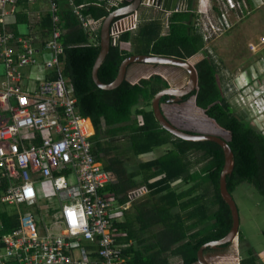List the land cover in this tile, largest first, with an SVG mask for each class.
Returning a JSON list of instances; mask_svg holds the SVG:
<instances>
[{
	"label": "trees",
	"instance_id": "16d2710c",
	"mask_svg": "<svg viewBox=\"0 0 264 264\" xmlns=\"http://www.w3.org/2000/svg\"><path fill=\"white\" fill-rule=\"evenodd\" d=\"M133 1H123L118 8H111L109 0L100 4L89 0H74V5L60 3L61 43L65 48L63 73L77 99L78 111L95 125L96 133L90 138L93 153L103 163L104 169L113 175L103 194L116 207L131 203L130 207L122 209V216L115 219L113 227L117 242L124 246L125 255L131 257L128 264H172L174 259H180L182 264H197L201 247L224 239L234 225L230 206L221 194L225 163L223 149L216 142L181 140L160 126L151 109L152 101L158 93L171 87L161 75L143 79L137 84L125 80L114 90L98 87L92 72L101 50V32L92 42L88 29H84L74 12L75 5L85 4L82 10L85 16L103 21ZM180 1L186 10L169 16L167 33L162 18L140 25L134 52H124L121 45L113 46L99 68V78L104 84L114 82L121 63L134 54L189 59L205 52V57L196 62L199 78L197 106L205 110L220 128L208 119L200 128L198 120L191 115L187 119L178 115L177 121L183 123L180 127L166 114L167 107L173 113L177 112L175 109L181 112L186 107V110L201 114L198 109L186 106L192 96L183 99L184 105L177 106L168 105V97H164L161 100L164 113L175 126L187 132L215 133L230 141L237 157L234 173L228 178L231 194L236 186L248 183L264 198L263 129L253 124L247 112L236 113L227 100L221 65L197 26L199 14L195 10V0ZM63 3L67 5L62 9ZM39 4L45 3L18 1L15 10L6 16V24L0 23V31L6 29L15 36L29 38L20 34L19 26L31 24L34 12L30 8ZM216 11L220 12L219 5ZM53 16L50 5L48 12L37 20L46 40L52 38L55 30ZM132 34H124L120 42H129ZM46 40L42 41V47ZM34 44L41 47L36 42ZM50 74L49 79H54L53 72ZM164 147L168 149L160 157L148 162L137 161L140 156ZM9 182V178L3 179L5 187L0 186V197L7 193ZM142 188L147 191L144 196H131ZM0 222V238L17 230L20 227L19 209L1 201ZM239 241L246 243L242 234ZM231 246L224 248L228 250ZM216 252L208 249L205 255ZM247 254L246 257L243 255L241 264H262L254 249L247 248Z\"/></svg>",
	"mask_w": 264,
	"mask_h": 264
},
{
	"label": "built area",
	"instance_id": "2783aa9c",
	"mask_svg": "<svg viewBox=\"0 0 264 264\" xmlns=\"http://www.w3.org/2000/svg\"><path fill=\"white\" fill-rule=\"evenodd\" d=\"M18 1L0 0V23L6 24V16L15 10ZM41 1L49 3L54 13L55 30L44 45L51 58L43 64L45 71L53 72L55 78L39 82L34 94L20 87L22 76L18 67L38 65L41 49L30 37L15 36L6 29L0 31V59L6 66L7 77L15 82L3 83L5 89L0 90V186L4 178L10 180L1 201L8 205L27 204L35 209L21 212L20 227L0 238V264H128L131 257L125 255L124 246L117 242L113 227L115 219L121 218L122 209L130 206L116 207L103 194L113 175L93 153L89 127L92 123L78 111L77 99L63 73L65 48L61 43L58 11L61 2L73 4L74 0H29L30 3ZM155 1L149 0L146 5L155 7ZM208 1L213 0H202L203 4ZM255 2L258 0L252 3L217 0L220 12L216 11L215 1L202 8L198 5L195 9L199 14L197 26L207 47L230 32L237 21L250 15ZM110 3L111 7H119L121 0ZM83 8L75 6L74 12L87 30L92 22L82 13ZM184 10L186 7L180 2L176 12ZM139 17L135 14L117 21L111 34L114 42L124 33L137 31ZM250 46L257 48L255 42ZM27 129L34 134L47 130L49 135L39 143H31L35 135L24 133ZM67 169L75 174L74 183L64 173ZM43 182L52 184L61 207L42 205L37 185ZM28 187L32 189L31 196L26 193ZM144 190L134 195L139 197ZM68 208L83 210L85 223L81 225L78 219L72 224L67 216ZM51 209L54 212L49 214ZM51 217L50 223H45V219Z\"/></svg>",
	"mask_w": 264,
	"mask_h": 264
},
{
	"label": "rangeland",
	"instance_id": "374dc122",
	"mask_svg": "<svg viewBox=\"0 0 264 264\" xmlns=\"http://www.w3.org/2000/svg\"><path fill=\"white\" fill-rule=\"evenodd\" d=\"M213 1H215L216 8V4H218L217 0ZM213 1H208L203 4L202 0H195V9H197L198 5L201 8L202 6H210V3H213ZM262 2H264V0H258V2H255V6H257V8L254 6L250 15L242 20L237 21L235 27L230 32L209 44V50L217 58L221 65L222 83L226 89L227 100L235 109L236 113L247 112L250 115V118L253 120V124H255L259 129H262V127L264 129V42L262 41V38L264 37V3ZM81 6L84 8L86 7L85 5ZM111 8L116 7L112 6ZM158 9L163 10L162 8ZM138 13L139 12L121 17L117 19L114 24L119 20H123ZM59 17L60 22L58 27L60 28L62 34L61 13L59 14ZM103 22L104 20L100 21L101 25ZM114 24L112 29L114 28ZM54 26L55 25L53 24V29ZM137 31L134 30L133 32L127 33H136ZM112 32L113 31L111 30V34ZM112 39L114 38L112 37ZM252 42H255L257 45L256 49L251 48L250 43ZM121 44L122 43L120 42V45ZM205 54L206 53L203 52L189 59L191 62L195 63L201 58V56H205ZM165 68L167 71L166 76L171 81L172 86L178 88L183 87L188 83V74L185 71H182V69L179 67L165 66ZM256 93H259V95ZM251 104H258V106L252 107ZM189 106L192 107L190 102L188 107ZM184 109L185 113L187 115L193 116L194 119H198V115H201L195 111L193 113L190 110H186V107ZM175 110L179 113V109ZM166 111V114L181 127L183 123L177 121L178 113L174 114L172 110L169 111L167 109ZM167 149L168 147L156 149L154 152H152V154L145 155L143 160L145 159L144 161H146L158 158L164 154ZM37 188L39 191L45 194L43 197L45 198L46 196V198H48L47 200H50V196L52 198L56 196L55 190L51 183H40L37 185ZM146 192L147 191L144 190V194ZM232 195L238 207L239 216L241 219L240 234L243 235L246 243L242 244L238 240L234 245L226 250L225 253L222 254L224 256H232L223 257L214 253L213 254L215 256H213L211 253L208 255V258L212 255L213 262H216L217 264L225 261H231L232 259L235 260L237 264H239L243 255L244 257L248 255L247 248H252L260 255V262L262 263L264 262V198L252 185L248 183H243L236 186L232 192ZM138 196L141 195L139 194ZM47 200H42V203L47 204ZM27 209L29 211L34 210L33 207H27Z\"/></svg>",
	"mask_w": 264,
	"mask_h": 264
},
{
	"label": "water",
	"instance_id": "95a60500",
	"mask_svg": "<svg viewBox=\"0 0 264 264\" xmlns=\"http://www.w3.org/2000/svg\"><path fill=\"white\" fill-rule=\"evenodd\" d=\"M132 1V0H128ZM149 0H134L133 3L129 6L122 7L115 12L111 13L109 17H107L103 24L101 30L102 42H101V50L99 56L96 60V65L93 67L92 77L95 80L98 87L103 90H114L118 88L125 80H127V74L129 71V67L135 63H148L162 66H176L185 71L189 76L188 83L183 87H173L161 91L158 93L154 100L152 101V111L154 113L155 119L160 124V126L170 133L171 135L188 142H216L218 143L224 152L225 163L223 166V172L221 175V194L225 202L230 206L232 211L234 225L232 231L226 236L224 239L214 241L211 243L202 246L198 252V264H213L207 260L205 252L208 249L213 250H222L224 247L228 245H234L240 239V226L241 219L239 216L238 207L234 201V198L231 194L228 184V178L232 177L234 170L237 165V157L236 152L232 146L230 141L226 140L224 137H221L215 133H191L187 132L177 126H175L171 120L168 119L166 114L164 113V104H162L161 100L164 97H168L167 104L168 105H179L183 103V99L192 96L191 100H189L192 107L198 109L203 117H206L212 124L220 128L218 124L211 118H209L206 114L205 110L200 109L197 105V93L199 91V78L198 72L196 68V62H191L190 59H183L175 56H163V55H145V54H134L128 58H126L120 65L119 73L117 78L111 84H104L99 78V68L102 63L106 60L108 54L111 51L113 46H119L120 40L114 42L111 36V30L114 22L121 18L125 17L129 14L139 12ZM180 0H156L154 3L155 7L162 8L169 14H173L176 12V7L180 3ZM128 81V80H127ZM187 104V103H186ZM189 103L187 104L188 107Z\"/></svg>",
	"mask_w": 264,
	"mask_h": 264
},
{
	"label": "crops",
	"instance_id": "0c3cea01",
	"mask_svg": "<svg viewBox=\"0 0 264 264\" xmlns=\"http://www.w3.org/2000/svg\"><path fill=\"white\" fill-rule=\"evenodd\" d=\"M105 1H108V0H89V2H92L93 4L95 3H102V2H105ZM123 1H127V0H121V2ZM110 2V0H109ZM67 5L66 3H63L62 5V9L63 7ZM85 5V4H83ZM50 8V5L45 3V4H39V5H35V6H31V10L34 12L33 14V21L31 22V24L29 25H20L19 26V32L20 34H26V36L30 37L33 39L34 43L36 42L38 45H41L42 41L43 40H46L47 37L44 36L43 32L39 29V24L37 23V20L40 19V16L41 14H44L46 12H48ZM18 9H19V6H18ZM139 16H140V25H144L145 22H151L157 18H162L165 20V25H166V28H165V32L167 33L169 31V16L172 15V14H167L166 11L164 10H160L156 7H151V6H144L140 11H139ZM88 19L92 22V26L90 28V30L88 29V32H89V35H90V38H92V42H95L97 40V34L99 32H101L102 30V25L100 23V21H96V20H93L90 16L88 17ZM140 30V29H139ZM139 30L136 32V33H133L132 34V38L129 42H123L121 44V47H122V50H124V52H134L135 50V42H136V36H137V33L139 32ZM49 40V39H48ZM46 40V41H48ZM210 46V45H209ZM208 46V47H209ZM41 49V53L39 55L40 57V62L38 65H35V66H26V67H18V72L21 74L22 76V81H21V85L20 87L22 88V90L24 92H29V93H32L34 94V92L36 91V89L38 88V85H39V82H41L42 80L44 79H49L50 76H52L50 73H47L44 69V64H43V61L51 58L50 57V53L44 49V47H39ZM203 52H200V53H197L196 55L198 54H201ZM194 55V56H196ZM193 57V56H192ZM202 59V56L201 58ZM200 59H198L197 61H199ZM196 61V62H197ZM166 68L165 66H162V65H155V64H148V63H136V64H133L129 67V71H128V74H127V80L128 82H130L131 84H137L139 83L141 80L143 79H148L154 75H161L163 76L166 80L169 81L170 85L172 86V83L171 81L169 80V78H167L166 76ZM7 69H6V66L4 65L3 61L0 59V90L1 89H5V87H3V83L4 84H14L15 82L7 77ZM54 75V74H53ZM66 78V77H65ZM174 87V86H173ZM3 89V90H4ZM15 100H14V104H15ZM169 107H167L168 109ZM90 120V122L92 123L91 119L88 118ZM90 130L92 132V135L96 133V128H95V125L90 124ZM31 133L33 134L32 136L35 135V137L32 138V140H30L31 143H39L41 141L42 138H44L45 136L49 135V132L47 130H41V131H36L35 134L32 133L31 130L27 129L25 130L24 133ZM26 144L28 145L29 142L26 141ZM152 154V153H150ZM146 155H149V154H146ZM145 155H142L138 158V160H140L141 162H148V161H151V160H154V159H150V160H146L144 161L143 158H144ZM143 160V161H142ZM1 171V170H0ZM2 172V171H1ZM0 172V174H1ZM64 173L69 176L70 180L72 183L75 182L76 180V176L75 174L72 172V169H67L64 171ZM112 180H113V176H112ZM70 182V183H71ZM4 186V185H3ZM5 187V186H4ZM142 189H145V188H142ZM140 189V190H142ZM146 190V189H145ZM146 194V193H145ZM145 194H142V195H145ZM43 194L41 191H40V197H41V203H42V200L44 201V199H48L43 197ZM131 196H134V193L131 195ZM50 200H47V204L48 205H51V206H59V201H58V198L55 196L54 198H52L50 196L49 198ZM0 202H1V197H0ZM46 202V201H45ZM47 204H43L42 205H47ZM11 208H16L17 210L19 209V215H21V212H24V213H27V212H32V211H35L34 210H28L29 205L27 204H23V205H20V206H17V205H10ZM128 206H131V203L128 204ZM23 207H25V209H23ZM61 207V205L59 206ZM39 212L40 211L37 209L36 212ZM54 212V209H51L48 213H53ZM52 217L51 218H46L45 219V223H49V220L51 221ZM40 221H44L42 220V218H39ZM258 254V253H257ZM215 256V255H213ZM213 256L211 255V257L207 259H209V261H213ZM219 256H223V257H229V256H232V255H227V256H224V255H219ZM259 258L261 259L260 255L258 254ZM243 258V257H242ZM259 259V260H260ZM182 264V261L180 259H174L172 261V264ZM219 264H237L235 262V260H231V261H225V262H221ZM241 264V260H240V263ZM262 264H264V262H262Z\"/></svg>",
	"mask_w": 264,
	"mask_h": 264
},
{
	"label": "clouds",
	"instance_id": "9594fccd",
	"mask_svg": "<svg viewBox=\"0 0 264 264\" xmlns=\"http://www.w3.org/2000/svg\"><path fill=\"white\" fill-rule=\"evenodd\" d=\"M26 193L28 196L33 194L31 187L27 188ZM66 211L67 216L72 224H76L78 219L81 225L85 223L83 210L77 211L75 208H68Z\"/></svg>",
	"mask_w": 264,
	"mask_h": 264
},
{
	"label": "flooded vegetation",
	"instance_id": "af4514ba",
	"mask_svg": "<svg viewBox=\"0 0 264 264\" xmlns=\"http://www.w3.org/2000/svg\"><path fill=\"white\" fill-rule=\"evenodd\" d=\"M203 57H205V56H202V58ZM257 69V68H256ZM187 102V101H186ZM184 103L185 102H183V103H181V104H179V105H184ZM174 109V108H173ZM184 109V108H183ZM183 109H181L180 111L181 112H174L175 114L176 113H178V115H179V117L180 118H183V119H187L188 118V115H184L182 112H185V111H183ZM189 118H191V116H189ZM198 120V122H199V124L200 125H198L200 128H202V124H203V122H205L206 121V117H203L202 115H200V117L197 119ZM215 251H217L216 253H214V254H216V255H221V254H223V253H225L226 252V249L225 248H223L222 250H215ZM213 253H212V255H214ZM208 256V255H207ZM208 261H209V259H207ZM209 262H211V263H213V264H217L216 262H213V261H209ZM198 264V263H197Z\"/></svg>",
	"mask_w": 264,
	"mask_h": 264
}]
</instances>
